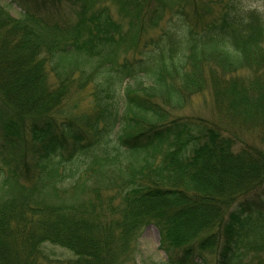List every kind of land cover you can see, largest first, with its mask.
<instances>
[{"label": "trees", "instance_id": "16d2710c", "mask_svg": "<svg viewBox=\"0 0 264 264\" xmlns=\"http://www.w3.org/2000/svg\"><path fill=\"white\" fill-rule=\"evenodd\" d=\"M17 1L0 3V264L131 263L150 222L165 264H264V0H122L119 21L104 0ZM62 6L74 22L49 18ZM74 77L92 84L77 115ZM207 88L226 126L170 115Z\"/></svg>", "mask_w": 264, "mask_h": 264}, {"label": "rangeland", "instance_id": "374dc122", "mask_svg": "<svg viewBox=\"0 0 264 264\" xmlns=\"http://www.w3.org/2000/svg\"><path fill=\"white\" fill-rule=\"evenodd\" d=\"M106 4L108 5L111 15L115 18V20L120 19L119 17V10L121 6L122 0H104ZM124 2L126 0H123ZM247 3H252L257 6L262 5V0H246ZM0 3L2 4L3 10L10 14L13 17L19 16V12L21 7L19 6L18 1L14 0H0ZM207 8V7H206ZM76 7L75 6H62L61 11L59 12L60 15H58V11H54L49 14V18L51 20H56L59 22H74L76 20ZM217 12V8H210V11ZM200 12L203 10L200 9ZM169 15L168 12H166L163 16V18L157 23V25L150 27L147 26L148 29H146V36L145 40H149L150 38H155L158 36L163 28H164V20ZM47 19V17L45 16ZM126 27V25H125ZM150 27V28H149ZM142 46V45H141ZM144 50V48H143ZM139 50L137 49H129L127 51H122L118 54L119 60L123 58H128L129 60L138 58ZM48 80L52 81L53 76L52 74L48 73ZM76 77L73 78V83L70 86L68 93L65 97V103H64V109L66 110V113H71L70 110H74V114H78L79 112L89 109L92 102V96L90 95V92L92 91V84L89 83V81L86 83L85 86L81 87V85L78 84ZM0 113L5 116L8 113V109L3 105L2 101L0 100ZM171 116H176L181 119V121H187L190 119H195L197 117L207 119L211 121L213 124H217L218 126L222 127L223 125L226 126L227 124V118L224 116L223 113H221L218 109L215 108L212 98V93L209 88H207L202 93L195 94L187 99L186 104L184 107H181L180 109L176 111L170 112ZM1 124H0V135H1ZM242 138L245 140H249L252 143L255 144L254 141V134H251L248 131L242 132ZM258 146H262V144L257 140ZM13 165V164H12ZM5 167V166H4ZM6 168V167H5ZM21 179V177H20ZM260 194L264 197V188L260 190ZM95 194H86L84 198V204H86L88 207H95V210L97 211V208L103 209L105 200L102 199V196L100 195L98 198L94 196ZM102 195L105 196V193H102ZM61 200L66 202H74L79 199V191H76L74 189L68 190V192L60 197ZM93 200L95 201V204H93ZM57 201V200H55ZM160 241V231L158 227L150 222L145 224L143 227H141L137 243H136V252L134 253L135 256L133 258V262H119L118 264H165L168 260L166 253L162 249L161 246H159ZM44 252L46 255L52 259L59 261H62L63 259L71 256V254L67 251L62 249L59 246L56 245H46ZM177 251L171 252L173 256H175ZM205 264H215V252L209 251V253H205L204 255ZM193 264H201V260L198 256H195L193 260Z\"/></svg>", "mask_w": 264, "mask_h": 264}]
</instances>
